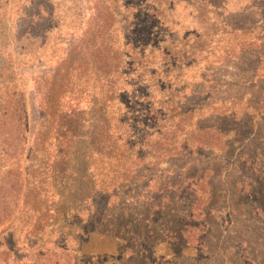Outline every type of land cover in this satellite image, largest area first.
I'll use <instances>...</instances> for the list:
<instances>
[{"label":"trees","instance_id":"obj_1","mask_svg":"<svg viewBox=\"0 0 264 264\" xmlns=\"http://www.w3.org/2000/svg\"><path fill=\"white\" fill-rule=\"evenodd\" d=\"M81 1L56 65L29 75L37 120L22 198L0 234L9 240L1 264L17 263L10 254L25 237L52 245L28 255L32 264H104L123 253L131 261L150 242L163 258L185 259L191 248L215 257L222 213L264 236V142L245 151L230 135L264 118V58L253 72L256 103L228 94L212 71L235 68L241 52L231 51L248 50L229 37L230 14L264 0ZM6 92L0 129L22 141L23 96Z\"/></svg>","mask_w":264,"mask_h":264},{"label":"rangeland","instance_id":"obj_2","mask_svg":"<svg viewBox=\"0 0 264 264\" xmlns=\"http://www.w3.org/2000/svg\"><path fill=\"white\" fill-rule=\"evenodd\" d=\"M81 3V0H0V107L3 105L4 94L8 95L6 91L16 89L23 96L25 109V125L22 127L24 140L19 141L9 127L0 129V234L10 226L25 187V155L37 120L36 98L29 75L49 70L56 65L67 41L73 35V25L77 24L78 19L77 9L80 8ZM229 21L231 22L229 32H235L229 35V37L233 36L231 37L233 44H236L238 40L246 39L244 41H247L248 50H232L234 57L241 52V55H238L237 66L212 68V71L219 74L213 79L219 78L226 81L222 87L230 91L228 94L256 103V97L260 95L258 90L262 87L256 86L253 72L260 70L259 62L264 58V5L256 4L246 11L232 12ZM193 32L195 31H190V33ZM222 44L225 45L222 42L218 48L211 44L212 49L216 48L213 51L216 56H218V50H220L219 54L222 51ZM1 113L2 111L0 115ZM252 121L255 127H249L250 125L243 120V124L233 126L235 130L230 133L232 139L240 141L239 145L244 150L250 144L258 149L261 141L264 142V118H259L258 122ZM2 126L7 125L0 118V127ZM226 129L230 130L228 127ZM5 132L12 138H7ZM10 152L11 156H3L4 153ZM221 177L222 175H218L216 179ZM234 177L238 179L239 174ZM219 188L221 189L222 186ZM219 195L221 198L219 205L223 209L222 201L227 194L220 191ZM227 216L226 213H222L216 219L221 226L219 230L216 229L214 236L212 234L213 241L210 244L214 245V241L218 238L221 242L219 250L215 251V257L208 254L212 252V248L211 251L191 248L187 251L185 259L178 261L168 256L163 258V254L167 253L166 250L160 247L155 252V245L150 242L147 248L141 245L142 258L139 253L136 259L128 261L129 254L123 253L121 255L123 260L117 255L104 264H128L129 262L130 264H251L250 260L254 258H264L262 245L264 236L258 235L250 225L243 223L242 219L238 217L230 219ZM209 222H213L212 219H209ZM14 240H17V237ZM8 241L4 237L1 239L0 252L5 248L4 245L9 244ZM35 242L28 240V237L21 240L17 250L10 254L16 259V264H32L29 256L34 258L39 252L43 253L45 249L52 247L50 241L46 242L43 239L34 248ZM92 242L95 247L110 248L108 242L101 243L98 240ZM55 247L58 249L56 253L54 252L57 255L56 259H65L67 255L63 251L65 246L56 245Z\"/></svg>","mask_w":264,"mask_h":264}]
</instances>
